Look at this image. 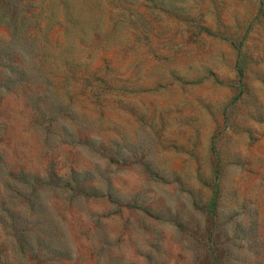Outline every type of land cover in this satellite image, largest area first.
<instances>
[{
  "label": "rangeland",
  "instance_id": "374dc122",
  "mask_svg": "<svg viewBox=\"0 0 264 264\" xmlns=\"http://www.w3.org/2000/svg\"><path fill=\"white\" fill-rule=\"evenodd\" d=\"M0 264H264V0H0Z\"/></svg>",
  "mask_w": 264,
  "mask_h": 264
}]
</instances>
